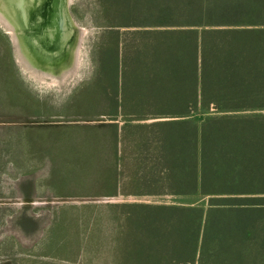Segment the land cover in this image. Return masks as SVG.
I'll use <instances>...</instances> for the list:
<instances>
[{"label": "rangeland", "instance_id": "obj_1", "mask_svg": "<svg viewBox=\"0 0 264 264\" xmlns=\"http://www.w3.org/2000/svg\"><path fill=\"white\" fill-rule=\"evenodd\" d=\"M100 1H67L64 10L71 25L62 29L68 39L57 43L63 54L52 63L33 55L19 31L14 40L0 22V264H84V251L74 259L56 256L70 232L60 229L64 237L57 241L56 210L87 203L168 202L164 196L123 194L114 179L128 189L160 176L190 179L194 162L159 160L161 152L151 140L166 131L174 138L182 129L199 134L208 119L225 114L211 103L194 105L183 121L150 112L159 106L142 98L147 95L142 58L154 52L151 45L172 43L161 31L190 27L149 26L138 12L128 18L119 14L118 21L126 23L109 26L113 16ZM151 87L159 95L158 81ZM97 214L107 219L106 212ZM101 251L88 264H105V249Z\"/></svg>", "mask_w": 264, "mask_h": 264}, {"label": "trees", "instance_id": "obj_2", "mask_svg": "<svg viewBox=\"0 0 264 264\" xmlns=\"http://www.w3.org/2000/svg\"><path fill=\"white\" fill-rule=\"evenodd\" d=\"M100 2L113 16L109 26L126 23L118 20L138 12L149 26L190 27L161 31L172 43L151 45L154 52L142 58V82L147 84L142 98L159 106L150 112L185 116L194 105L211 103L225 114L208 119L199 134L182 129L176 138L166 131L151 140L161 152L159 160L190 161L194 167L198 161L199 179H142L130 189L114 179L123 194L198 193L197 200L60 206L53 222L57 241L64 237L60 229L70 232L56 256L74 259L84 251L82 261L88 264L105 249V264H193L199 246L198 264H206L201 261L209 255V241L231 238L239 224L250 222L264 208V113H241L264 110V0ZM157 48L163 54H156ZM121 65L125 71L123 56ZM156 81L159 95L151 87ZM98 211L107 213L105 221ZM65 212L73 216L64 217Z\"/></svg>", "mask_w": 264, "mask_h": 264}, {"label": "bare ground", "instance_id": "obj_3", "mask_svg": "<svg viewBox=\"0 0 264 264\" xmlns=\"http://www.w3.org/2000/svg\"><path fill=\"white\" fill-rule=\"evenodd\" d=\"M67 1L0 0V22L12 32L14 40L18 39V33L15 32L18 30V35L24 39L26 46L37 58L46 63H52L60 58V49H57L60 46L57 43L63 39L65 44L68 39L62 29L71 25L64 10ZM19 52H21L20 49Z\"/></svg>", "mask_w": 264, "mask_h": 264}, {"label": "crops", "instance_id": "obj_4", "mask_svg": "<svg viewBox=\"0 0 264 264\" xmlns=\"http://www.w3.org/2000/svg\"><path fill=\"white\" fill-rule=\"evenodd\" d=\"M186 115H165L163 118L174 120L185 119ZM197 154L198 150L196 149V155ZM171 166L173 168L176 167L175 164ZM166 170L167 169H162L161 172H167ZM172 176L173 177L162 176L163 178L160 176L159 179H185L183 177ZM190 179H199L198 161H196L195 165V175L194 177L191 176ZM162 196L166 199H170L168 202L174 204H187L188 200L194 201L193 198H196V200L199 198L198 193L189 195H149V197L153 198H160ZM256 214L257 215L253 217L250 222L239 224V228L234 230L231 238L214 242L209 241L207 243L209 255L205 258L203 257V261L201 262L206 264H264V208ZM236 235L239 236L238 239H234ZM212 249H214V251H212ZM198 253L199 246L193 264H198L199 262ZM211 253L215 255H211Z\"/></svg>", "mask_w": 264, "mask_h": 264}, {"label": "water", "instance_id": "obj_5", "mask_svg": "<svg viewBox=\"0 0 264 264\" xmlns=\"http://www.w3.org/2000/svg\"><path fill=\"white\" fill-rule=\"evenodd\" d=\"M20 37V36H19ZM20 39L23 41L24 39L22 38V37H20ZM36 39V38H35ZM23 43H24V41H23ZM24 45L26 46V44L24 43ZM26 48L28 49V50H30L27 46H26ZM57 49H60V51H59V53H60V56H61V54H62V50H63V48H61V47H58ZM31 51V50H30ZM32 53V52H31ZM33 54V53H32ZM34 55V54H33Z\"/></svg>", "mask_w": 264, "mask_h": 264}]
</instances>
